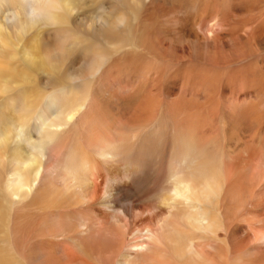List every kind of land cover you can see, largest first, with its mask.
<instances>
[{"label":"bare ground","instance_id":"obj_1","mask_svg":"<svg viewBox=\"0 0 264 264\" xmlns=\"http://www.w3.org/2000/svg\"><path fill=\"white\" fill-rule=\"evenodd\" d=\"M19 81L13 264H264V0H0V91Z\"/></svg>","mask_w":264,"mask_h":264},{"label":"rangeland","instance_id":"obj_2","mask_svg":"<svg viewBox=\"0 0 264 264\" xmlns=\"http://www.w3.org/2000/svg\"><path fill=\"white\" fill-rule=\"evenodd\" d=\"M167 64H169V66L171 68L170 71L174 72L175 75H171L168 79H166V81L164 80V83H165L164 84V89L165 90L168 89L170 91V93H172L171 98H173V97L179 96L178 93L180 92L179 91L180 80L177 78L176 75H180L179 72L181 70H182L181 71V74H182L183 70L186 67V65L183 66L182 62H180V59H179L178 62H177V59H176L174 62H169V63L167 62ZM171 65L178 72L174 71V68L171 67ZM111 71H113V70H111ZM37 77H38V79H37ZM32 78H33V83H34L33 84V91L37 90L39 92L41 100H43L45 97L50 95L54 91V89L56 88V86H52L51 83H46L44 81H42L40 83L39 82V78L42 79V77H40V75H38V74L35 75V73H34ZM75 84H76V82L74 81V82L71 83V86L73 87ZM22 86H23V84L19 81V82L13 84L11 88H9V89H7L5 91H2V92L0 91V115L2 113V110L4 109V106L8 105V101L10 102L16 96H18V94L21 91ZM57 86H65L66 88H71L70 84H67V83H59ZM26 135L28 136L29 133H26ZM70 151H73V150H70ZM236 155H237V153L234 154V156H236ZM6 175H7L6 171L5 170H3V171L1 170V173H0V191H2V185H3L4 181H5ZM131 195H132V198L136 199V197H135L136 195L135 194L132 193ZM4 197H5V194L2 195L1 192H0V264H13L12 263L13 259L10 260L8 258V256L11 257V255H10L12 253L11 249L14 247V245H13L11 240H7V241L2 240L4 238V237H2L3 236V225L5 224V221H7V219H6L7 213L6 212L8 210V204H7V201L5 200L6 197L5 198ZM13 198H15V197H13ZM140 202L141 201H137L136 200L135 204H137V203L141 204ZM126 203L129 204V203H131V201L129 200ZM14 205H15V203H14ZM139 206H141V205H138V209H139ZM131 209H133V208H131ZM78 210L79 211L81 210V212L86 213L87 210H88V206L86 207V204H84V207H83V205L79 206ZM135 211H137V207H136V210H135V207H134V211H133L132 216H131L132 221H130V225L127 228H123L122 227V229L124 230L123 231L124 232V236L123 237L124 238L127 237L126 239L133 237V235L135 233V232H133L134 229L142 228L147 223V221H141V220L143 218H145L146 216H148V215L145 213L143 216H141V215L137 216V215L134 214ZM14 212H16L15 215H17V213H20V212L32 213L33 214L32 211H30V210H28L26 208H22V210H21V207H17L14 210ZM12 220L13 219H11V221ZM78 220H81V218H79ZM235 222L239 223V224H242L241 221H235ZM118 233H120V232H118ZM119 238H120V236L118 237V239ZM116 243H115V245H116Z\"/></svg>","mask_w":264,"mask_h":264}]
</instances>
